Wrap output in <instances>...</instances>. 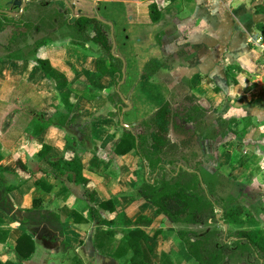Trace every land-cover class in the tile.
<instances>
[{
  "label": "crops",
  "instance_id": "1",
  "mask_svg": "<svg viewBox=\"0 0 264 264\" xmlns=\"http://www.w3.org/2000/svg\"><path fill=\"white\" fill-rule=\"evenodd\" d=\"M26 1L14 0L22 10L18 16L23 13ZM55 1L68 5L71 12L68 22L69 19L74 20L73 17L88 15L99 19L104 29L106 25L112 27L114 20L107 16L111 13L108 6L110 2H118L125 5L121 13L129 24L147 23L152 33L155 26L162 22L175 26L179 37L187 36L185 44L192 55L186 65L180 67L181 72H185L183 68L190 60L200 56L198 42L202 43L201 37H207L208 21L212 19L216 22L222 14L219 13L220 8L208 6L206 0ZM152 1L160 10V17L155 21L149 14V3ZM220 1L227 17L216 24L237 32V39L242 42L224 37L223 46H215L222 52L220 58L185 72L191 83L186 89L192 97L188 103V115L191 117L186 118L188 124L195 128L192 132L193 141L200 147L198 160H191L187 153L181 151L180 142L171 138L178 146L165 152L178 150L179 153H176L182 158V161L175 159L178 173L181 169L188 171L179 174L178 179L182 183L188 182L195 174L198 184L213 199L223 202L232 200L241 205L247 202L264 204V40L259 29V25L264 27V3L255 7V2L248 4L249 0H237L242 2V6L232 9V1ZM4 7L0 6V29L3 28L1 15L12 16L4 12H7ZM213 9L218 17H213ZM244 15H248L249 21H244ZM105 31L111 41L114 38L113 29ZM124 34L128 36L127 28H124ZM46 40V57L67 77L64 87L47 76L36 63L26 65L17 56L0 61V228L9 229L8 239L0 243V264H130V251L119 252V246H126L122 235L128 228L134 227H141L147 232L148 242L153 247L151 258L154 264H199L177 233L185 225L169 222L163 214L155 216L151 222L135 220L139 214L151 210L137 188L152 168L148 159L139 156L135 150L123 154L113 150L114 141L124 130L146 134L141 127L132 128L134 121L129 123L122 119L121 113L130 110L133 105L132 96L128 98L120 94L122 103L117 104L118 110L115 111V107L110 109L113 113L103 114L107 103L99 104L74 90L82 86L83 78L96 87H100L101 80L105 78L102 89L111 87V65L90 57L86 62L90 66L83 65V61L80 64L77 60L71 61L74 51L66 42L56 44L54 41L58 40L50 37ZM60 40L65 41V38L60 37ZM114 55L122 57V54ZM99 61L109 70L100 72L97 67ZM52 80L60 96L62 92L75 95L74 98L70 96V101L73 110L77 108L81 117L98 114L90 121L91 129L94 127L90 144H71L66 128L56 123L34 133L35 122L54 120L56 115L60 118L66 116L68 120L72 115L62 98L53 96L50 88ZM148 80L149 85L155 84L154 76ZM172 105L177 106L178 102ZM197 108L199 112L195 113ZM116 123H120V133H116ZM74 134L79 136L80 131L76 130ZM44 143L50 148L45 156H39L38 151ZM149 144L148 138L147 146ZM72 149L81 155L83 173L89 177L87 184L76 183L51 164ZM103 151L108 154L107 159ZM91 191L95 192L96 200L111 198L115 202L114 210H102V216L108 221L89 218L87 206ZM35 197L41 199L39 208L45 215L43 218L36 209L31 210ZM74 211L80 212L85 219L75 221ZM216 217L219 219V213ZM218 219L221 228L230 227L223 219ZM203 223L192 224L188 228L199 230ZM256 224L259 225L258 222ZM103 229H110L113 234L107 235ZM23 232L30 234L34 241V250L27 257L14 249V240Z\"/></svg>",
  "mask_w": 264,
  "mask_h": 264
},
{
  "label": "rangeland",
  "instance_id": "2",
  "mask_svg": "<svg viewBox=\"0 0 264 264\" xmlns=\"http://www.w3.org/2000/svg\"><path fill=\"white\" fill-rule=\"evenodd\" d=\"M228 1L233 2L232 9H238L242 6L241 1ZM252 2H255L253 4L257 7L261 3H264V0L247 1L248 4ZM206 3L208 6H217L221 9L219 13L222 14L219 17L217 11L213 9V17H218V20L227 17L222 1L206 0ZM109 4L108 8H110L111 13L107 16L114 20V24L112 27L111 25H106L105 29L112 28L114 38L112 37L111 40L110 51H106L98 44L87 40L85 34L80 33L73 25L72 19H69L70 21L68 22L67 18L71 16V12L68 5L64 2H56L55 0H28L25 3L23 13L18 16L17 14L22 12V10H20L19 5L14 0H0V6H5L4 8L7 9V12H4H9L8 14L12 15L9 16L10 18L1 15L3 28L0 29V61L17 56L23 59L26 65L33 64L36 62L37 57H46V38L49 37L58 40L54 41L56 44L66 42V45L73 49L74 52L70 57L71 61L77 60L79 64L83 61V65H88L86 62L89 57L96 61L101 59L105 64L111 65V69L114 70V73L111 75V87H108L106 90L102 89L105 84V78L101 80L100 87H96L86 79L81 78L82 86L74 88V90L86 98L95 99L99 104L107 103L103 114L113 113V110L111 111L110 109H114L119 102L122 103L120 94L128 98L132 96L133 105L130 110L121 113L122 119L129 123L134 121L132 128L138 129V127H141L143 133L146 134L151 129L150 118L154 114L158 104L164 100H169L171 103L178 102L177 106L172 105V107L180 111L181 114L178 112L179 114L172 120L168 136L172 140L180 142L182 145L181 151L187 153L191 160H198L200 147L193 141L195 139L192 132L195 128L193 125L188 124L189 120L186 118L190 111L188 103L192 97L186 89L187 85L191 86V83L188 80L189 75L185 72H190L195 67H204L209 62L220 58L222 52L216 50L215 46L220 48L223 46L224 37H232L235 40L239 34L231 32L230 29L225 30L224 27L216 24L218 20L216 22H212L214 21L212 19L209 20L207 23V37H201L202 43L198 42L200 56L193 61L190 60L188 66L183 68L185 72H181L180 67L186 65V61L191 55L190 50L187 49L185 44L186 35L179 37L176 34L175 26L166 25L164 22L155 26L153 33L151 26L147 23L143 25L129 24L126 22L123 13H121L125 5L118 2H110ZM227 12L230 11L227 10ZM149 21L152 22L150 18ZM244 21H249L248 15H244ZM124 28L129 30L128 36L124 34ZM258 31L260 32L259 29ZM60 37L65 38V41L60 40ZM182 37L184 38V42L182 41ZM237 41L238 43L242 42L240 39H237ZM113 44L116 46L114 47ZM114 53L122 54V57H116ZM85 57L86 59L83 60ZM92 64L94 65V62ZM170 71L173 72L170 73ZM151 76H154L155 84L153 85L147 83ZM196 77L192 79L194 80ZM53 81L50 83L53 96L59 97L61 100L62 97L58 94ZM71 96L75 97L74 94ZM117 110L116 107L115 111ZM116 116L119 122V115L117 114ZM58 117L60 118L59 115H56L54 120L51 119L57 125H59ZM79 117L81 118L80 120L77 118L74 123L68 126L64 125L68 134L67 137L74 139V133L76 130L79 131L78 121L83 122L86 120L82 124V132L80 131L78 138L82 137L86 144H90L93 140L91 130L94 128L92 127L91 129L90 121L92 117H98V114L93 113L89 116L85 115V117H81L80 115ZM117 125L116 133H120V123ZM176 152L151 157L154 160L162 158L163 163H167L168 166L162 164V167L156 171L149 169L147 180L174 179L171 177L172 172L177 168L175 159H182L177 155L179 152ZM104 153V158L107 159L108 154L103 151ZM184 163L191 166L185 160ZM138 177L140 178V176ZM197 186L199 187L195 188V190L202 193L204 188L200 185ZM211 200L214 203L213 208L209 207L207 212V215L210 216L209 221L211 222H205L202 226L198 227L199 230L206 232L203 235L206 249L209 251H219V260L225 259L226 264H260L258 253L251 250L243 241L229 242L228 235L231 232L233 235L235 231L233 227L222 230L223 228H221L219 221L217 222L216 220L218 218L211 216L216 212L219 213V219H222L221 209H214V206L227 208L230 205L239 204V202H232V200L223 202L218 201L219 199L217 198H211ZM242 205L246 209V212L242 214V224L250 222L248 219L251 217L252 222L254 221L255 224L258 222L260 227L264 228V204H261V202H247ZM260 212H263V214L260 215Z\"/></svg>",
  "mask_w": 264,
  "mask_h": 264
},
{
  "label": "trees",
  "instance_id": "3",
  "mask_svg": "<svg viewBox=\"0 0 264 264\" xmlns=\"http://www.w3.org/2000/svg\"><path fill=\"white\" fill-rule=\"evenodd\" d=\"M149 14L153 21L159 19L160 10L155 1L149 3ZM73 25L76 29L85 34L87 39L92 40L98 44L102 49L110 51L111 41L107 36V33L102 25V22L95 16L79 15L73 20ZM259 29L262 31V37L264 40V27L259 25ZM109 55H111L109 53ZM37 65L45 72L47 76L54 78L57 84L61 87L66 86V75L55 68L47 57L39 56L36 58ZM97 67L100 72L104 73L109 69L101 61L97 63ZM111 74L114 73L113 69H110ZM70 92H62L61 97L65 103L67 110L72 111V115L68 120L66 116L59 118L58 124L66 126L72 124L77 120H80V111L77 108L73 110V103L70 101ZM180 111H174L172 103L169 100H165L154 112L151 119V129L148 134H136L129 130H124L122 134L114 141L113 150L117 154H123L130 150L135 152L142 158H147L149 166L152 171L156 167H160L163 163L161 159H151L153 156H158L165 151H173L177 148V144L168 136L172 120ZM199 109L195 111L198 113ZM201 112V111H200ZM193 114V113H192ZM188 119L191 117L186 116ZM83 122H86L84 120ZM53 121L48 119L42 122L34 123V133H38L45 126L52 124ZM82 121H78L79 131L82 132ZM148 138L150 144L147 146ZM71 144L77 143L84 144L83 138H78L75 134V138H70ZM50 146L44 143L41 149L38 151L39 156H45ZM161 160V161H160ZM51 164L59 173H66L67 177L75 181L76 183L87 184L89 177L83 173V162L81 155L72 149L69 154H64L56 160L51 161ZM188 173L187 170L181 169L176 175L172 174L169 179H154L149 181L144 178V181L138 186V194L143 197L151 207L148 213H141L136 217V222H151L155 216L163 214L165 219L169 222H180L186 227L178 229V235L185 242L186 248L191 256L199 264H226L225 259L219 260V251H209L206 249L204 230H194L188 228L192 224L208 223L210 216L207 215L208 208H213V201L209 195L203 189V192H197L195 188L199 187V179L195 174L189 178V181L182 183L178 176L181 173ZM95 192L91 191L88 194L90 203L87 206L88 215L90 219L104 222L108 219L102 216V210H114L115 202L111 199L96 200ZM41 199L38 197L33 198L32 209H36L40 214V218L45 215L39 208ZM223 222L233 227V232L237 241H243L251 250H254L259 255L260 264H264V228L252 222V218L249 217L247 224L243 223L242 214L246 212L243 205L236 204L230 205L227 208L221 207ZM75 221H82L85 218L80 212L74 211ZM216 217V212L211 215ZM54 217V215H53ZM87 219V218H86ZM217 220V219H216ZM105 234H113L110 229H103ZM232 235V232L229 234ZM9 236V229L6 227L0 228V243L6 242ZM122 240L126 246H119V252L122 250L130 251L128 261L130 264H154L151 258V252L153 250L152 245L148 242V234L141 227L128 228L122 235ZM14 249L23 257L29 256L34 250V241L30 234L23 232L14 240Z\"/></svg>",
  "mask_w": 264,
  "mask_h": 264
},
{
  "label": "built area",
  "instance_id": "4",
  "mask_svg": "<svg viewBox=\"0 0 264 264\" xmlns=\"http://www.w3.org/2000/svg\"><path fill=\"white\" fill-rule=\"evenodd\" d=\"M125 101V100H124ZM126 102V101H125ZM164 166H168L167 165V163L166 164H164ZM177 166V165H176ZM182 168V167H181ZM178 167L176 168V170H174L173 172H172V174L173 175H176L177 173H178ZM146 179H147V175H146ZM151 181H154L153 179H150ZM221 212V211H220ZM223 230H226L225 228H223ZM228 240H229V242H231V241H234V240H236V236L235 235H228Z\"/></svg>",
  "mask_w": 264,
  "mask_h": 264
}]
</instances>
